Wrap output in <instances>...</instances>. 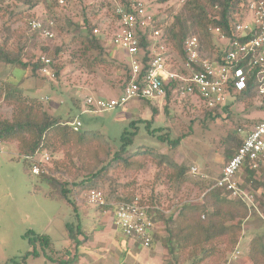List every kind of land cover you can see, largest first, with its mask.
<instances>
[{"label": "rangeland", "instance_id": "1", "mask_svg": "<svg viewBox=\"0 0 264 264\" xmlns=\"http://www.w3.org/2000/svg\"><path fill=\"white\" fill-rule=\"evenodd\" d=\"M56 1L58 0H48L51 4L52 16L57 23L54 25L55 39L52 42L45 41L43 38L40 42L36 40L34 45L29 46L23 52L24 57L36 60V58L46 56L41 51L43 45L48 43L52 46L53 44L54 46H63L65 50L59 62L52 64V69L56 73L55 80L33 78L29 71L25 74L22 71H15L13 75L12 67L2 65L0 66L1 84L4 86V83L8 81L15 84L17 78L24 74L25 79L21 89L25 99L39 100L55 116H78L82 122L81 130L99 132L116 147L120 145L123 131L125 129L131 131L133 129L131 124H133L137 135L132 140L130 146L132 150L146 146L156 149L158 153L170 155L177 163L191 166V174H189L192 179L189 177L190 182L178 187L171 178V171L159 168L157 162L152 160L146 164L143 170L133 171V174L130 175H126L123 168L111 170L110 174L117 180L116 184L119 189L125 187L131 196L136 195L134 197L143 200L154 199L159 203L156 207L167 215L175 214L176 204L187 200L196 201L203 191L198 190L194 179L205 175L207 177L204 179L205 181L215 180L225 167L221 143L231 128L230 120L226 118V115H223L214 124L206 125L207 121L202 122L201 119L204 111L202 100L198 96L183 98L180 93L175 92L169 93L163 100L151 102L156 107V115L146 100L138 99L131 100L126 105L113 110L83 113L88 98L110 101L121 96V91L124 89L122 83L125 81V72L121 64L129 66L130 59L123 50L112 48L109 43L103 57L105 63L101 66L89 67L88 64L93 61L97 53L84 54L81 40L73 41L68 34V31H74L73 24L81 23L80 12L83 6L79 4L78 0H73L72 3L75 6L73 5L70 11H65L57 5ZM140 2L145 4L155 14V18L158 17V20H168L163 24V27L172 21V19L169 21L171 14L178 13L184 5V0H140ZM10 11L17 12L11 26L15 31L14 40L19 42L18 35L26 31V21L29 18L28 23L34 18L42 20L47 10L44 4L33 10H27L25 6L15 0H6L2 11H0V34H2L3 22L8 18ZM104 12V10L98 12L94 16V22L100 19ZM250 17L248 15L249 19ZM210 28L214 27L211 26L207 31H204L196 26L190 29L186 37H199L205 49L208 52L211 50L214 52L218 48V43L215 36H212ZM169 45L171 47H168V54L172 61H177L176 63L181 65V58L178 56L179 49L174 48L173 43ZM58 71L60 72L59 78L57 77ZM71 97H77L80 100L81 111L73 106L70 101ZM261 104V97L238 103L235 108L239 115H234L235 120L241 123L247 120H264V112L258 109ZM0 114L5 119H11L13 114V107H9L1 95ZM160 136L165 139L163 140V137ZM1 147L3 153L0 154V264H56L52 260L60 254L65 255L64 261L69 260L66 264H77L76 261L79 260L75 259L71 253L75 247L67 251L64 249L70 244L67 234L68 227L75 228L79 224L84 229L77 239V242L83 244L77 246L79 254L91 252V257L85 258L84 264H89V258H91L90 264L96 263L95 259L98 256L94 249H113L111 238L114 230L111 224H107V230L104 233L96 234L95 232L99 231L98 225L101 224L100 218L97 216L99 208L86 202L88 190L81 194L82 202L79 211L60 201L48 199L42 192L35 191L36 177L25 173L24 161L18 156L17 145L10 143L2 144ZM193 167L198 169V175L192 174ZM246 177L247 172L244 171L241 176L242 187L246 191L245 193L252 196V203L248 205L252 209L244 223L237 249L227 264H252L248 258L250 244L255 239L264 238V170L258 172L256 181L253 183H248ZM41 187L45 188L44 185ZM107 187L109 188V183L106 184ZM83 209L87 210V214ZM162 224L160 221L157 227V236L161 235V230L163 234L161 247L163 248L158 253L152 248L147 251L148 255L144 256L142 254L144 249L136 244L132 246V254L129 257L134 261L126 259L124 264L132 262L134 264H167L168 256L164 250V239L167 238V234H164L165 226L163 228ZM175 227V223H170L165 230H173ZM116 232L118 236H123L120 230L117 229ZM39 235L47 236L55 252L43 248L40 241L33 244L31 239ZM90 243L93 250L90 246H85ZM34 251L37 253L36 256L27 255ZM45 251L50 258L44 255ZM61 251L62 253H60ZM233 256L238 258L229 263ZM116 258L108 256L109 264H115ZM122 261V258L118 260L120 264H123Z\"/></svg>", "mask_w": 264, "mask_h": 264}, {"label": "trees", "instance_id": "2", "mask_svg": "<svg viewBox=\"0 0 264 264\" xmlns=\"http://www.w3.org/2000/svg\"><path fill=\"white\" fill-rule=\"evenodd\" d=\"M5 1L0 0V11H2ZM15 1L25 6L27 10H33L44 4L47 11L43 20L53 21L54 24H57L52 16L51 4L48 0ZM72 1L65 0L62 5L58 4V1L56 3L63 10L70 11L74 5ZM120 1L125 5L133 0ZM251 1L259 0H184L183 8L178 13L171 14L169 21L171 19L172 21L168 22L166 27H163V24L168 20L161 21L158 20V17L155 18L156 26L162 28L164 36L162 38H168L165 41L167 47L170 48L169 44L173 43L174 48L180 51L188 32L196 26L204 31H207L211 26L220 28L225 34L231 36L234 25L245 20L247 7ZM78 2L83 6L80 12L82 21L80 24H73L75 29L73 32L68 31L69 37L73 41L81 40L84 54L97 53L93 61L88 64L89 67L101 66L105 63L103 57L106 47L109 46L112 27L117 19L116 5L113 0H78ZM90 10L92 11L90 12ZM103 10L105 12L101 16L102 19L94 22V16ZM16 13V11H10L8 18L3 22L2 34H0V66L12 67L13 75L15 71H22L24 74L29 71L33 78L44 80L47 77L41 73L43 66L41 57L33 60L23 56L26 48L34 45L36 40L40 42L43 37L38 31L28 26L29 18L26 21V31L18 35L19 42L15 41V31L11 25ZM106 18L109 20H105ZM95 29H99V35L94 34ZM169 35L170 37H168ZM54 39L45 41L52 42ZM152 43V40L143 38L142 48L145 56L142 60L144 62L149 58ZM64 50L63 46H54V44L52 46L48 43L41 48V51L51 59L52 64L59 62ZM121 67L125 72V81L122 83V88H125L130 80V68L126 64H121ZM24 74L17 78L15 84L8 81L3 86L0 81V95L3 96L4 102L9 107H13L11 119H5L0 114V144L13 143L17 145L18 156L24 161L25 173L36 177L35 191L42 192L46 198L65 203L76 211H79L82 202L80 197L85 190L88 192L93 189L100 190L107 200L115 203L132 201L136 195L131 196L125 187L120 190L116 184L117 180L111 176L110 171L123 168L124 173L130 175L133 174V171L143 170L146 164L152 160L157 162L159 168L171 171V178L178 187L190 182L189 177L192 179L190 176L191 166L177 163L170 155L158 153L156 149L146 146L132 150L130 146L137 135L133 124H131L133 132L129 129L123 131L118 147L112 145L99 132L81 130L82 126L78 131H75L71 124L76 116H55L39 100H27L22 96L21 85L25 79ZM57 77H60L59 71ZM263 85L264 74L260 73V70L253 71L250 73L247 88L236 92L235 102L227 108L226 118L230 120L231 128L221 143L225 165L233 158L244 141V134L240 133V130L248 133L263 121L247 120L241 123L235 120V116L239 115V112H236L238 103L255 98L261 97L262 104L258 109L264 112V94H259ZM70 101L75 108L81 111L82 107L77 97H71ZM146 101L156 115L155 105L151 104L152 101ZM89 108L94 111V108ZM218 118L215 110H210L204 105L201 115L202 122L207 121L206 125L214 124ZM164 139L165 137H163ZM43 154H48L50 158L48 162L41 160ZM34 165L40 167V174L32 173ZM261 170H264V167L259 171ZM259 171L247 168V182H255ZM206 178L196 177L194 179L195 186L203 193L196 201L187 200L176 204L175 214L167 215L160 211L156 207L159 203L154 199L149 201L140 198L143 205L158 208L154 211L155 221L162 220L165 227L170 223L176 225L173 230L167 231V238L164 239V249L168 256L167 264H227L237 249L244 223L252 207L240 199L231 198L229 193L221 188H213L218 178L205 181ZM107 183H109L108 189L106 188ZM41 185H44L45 188H42ZM83 211L87 214L86 209ZM81 227V224L75 228L68 227L67 234L70 244L64 251L70 250L72 247L77 248L81 244L77 242L79 235L84 231ZM31 241L33 244L40 241L43 248L55 252L47 236H35ZM27 255L36 256L37 253L34 251ZM44 255L49 257L47 251ZM64 257V254H60L56 259L51 260L56 264H66L67 262L63 260ZM248 258L252 264H264V238L251 242Z\"/></svg>", "mask_w": 264, "mask_h": 264}, {"label": "built area", "instance_id": "3", "mask_svg": "<svg viewBox=\"0 0 264 264\" xmlns=\"http://www.w3.org/2000/svg\"><path fill=\"white\" fill-rule=\"evenodd\" d=\"M113 1L117 19L109 43L129 57L130 80L118 99L105 101L88 98L86 105L94 108L95 112L113 110L134 99L163 100L169 93L175 92L183 98L198 96L205 107L215 110L220 118L235 102L236 92L247 88L250 73L260 70L264 74V0L249 2L245 20L234 25L231 36L220 28H210L218 43L214 52H208L199 37H186L178 52L181 65L172 61L165 42L168 38H162L163 32L156 26L155 14L145 4L136 0L125 5L120 0ZM64 2L58 0L60 5ZM54 25L53 21L38 18L29 22V26L38 31L44 40L55 38ZM94 34L99 35V29H95ZM143 38L153 41L146 62L142 60L145 56ZM41 62V73L55 80L51 59L41 56ZM259 94H264V85ZM71 125L78 131L82 123L75 120ZM240 133L244 134V141L225 165L213 188H221L231 198L249 205L252 196L243 190L241 176L247 168L259 171L264 167V120L250 132L240 130ZM1 146L0 154L3 153ZM41 160L48 162L50 158L48 154H43ZM40 172V167L34 165L32 173L38 175ZM192 174L198 175V169L193 167ZM201 177L206 178L205 175ZM86 199L89 205L99 208L103 214L112 213L116 226L125 238L139 243L144 249L152 248L159 225V220H154V211L158 208L143 205L139 197L132 201L111 202L102 191L96 189L87 192ZM236 258L233 256L229 263Z\"/></svg>", "mask_w": 264, "mask_h": 264}, {"label": "crops", "instance_id": "4", "mask_svg": "<svg viewBox=\"0 0 264 264\" xmlns=\"http://www.w3.org/2000/svg\"><path fill=\"white\" fill-rule=\"evenodd\" d=\"M111 47L113 48L114 46L111 45ZM122 92L123 91H121V94H122ZM82 112L83 113H89V112H95V111H93L92 109H90L89 107L86 106V109L84 111H82ZM75 120H79V117L76 116V118L74 119V121ZM99 210L100 209L97 210V214H98L97 216H98V218H100L99 220H100L101 224L99 223V225H98V227H100L99 231L96 230L95 232H96V234L101 233V232L104 233V231L107 230V224L108 225L111 224V226H113L112 229L114 230L113 237L111 238L113 249H107V248H104V249H99V248L94 249L95 252L97 253L96 256H98V258L95 259L96 260V263L95 264H109L110 259H108V256H110V257H113L114 256L115 258L117 257L116 258L117 260L115 259V261H116L115 264H120L118 262V260L120 258H122V260H123L122 263L124 264V262H125L126 259H131L129 257L132 254L131 253L132 246H134L136 244H138L140 246V244L137 243V242H135V241H133V240H130L128 238H125L124 236H118L116 234L117 233L116 231H117V229L118 230H120V229L115 224L113 214L112 213L103 214L102 211L101 210L99 211ZM160 221H161V223H163L162 220H160ZM162 225H163V228H164V223ZM165 229H166V227L164 228V231L163 232L166 235L167 234V231ZM160 234L161 235H159V236L156 235V241L154 242V245L152 246V248H154L153 250H155L156 253H158L159 250H161V248H163V247H161V240L163 239V234H162V231L161 230H160ZM85 239H87V238H85ZM115 240H118L119 242L117 243ZM81 245H83V244H81ZM91 245L92 244L90 243V244H86L85 246H90L92 248V250H93V247ZM152 248H150V249H144L143 248L145 252L143 251L142 254L144 256H147L148 255L147 254V251H150ZM71 253H72V255L74 256L75 259L79 260V261H76L77 264H84V262H85L84 260H86L85 258L89 257L91 252H87V253L81 255V254H79V249L77 247ZM138 257H139V255H138ZM89 259L91 260V258H89ZM90 260H89V264L91 262ZM95 260H93V261H95ZM131 260H133V259H131ZM68 262H69V260L67 261V263ZM86 262H88V261H86ZM130 264H134V262H132Z\"/></svg>", "mask_w": 264, "mask_h": 264}]
</instances>
